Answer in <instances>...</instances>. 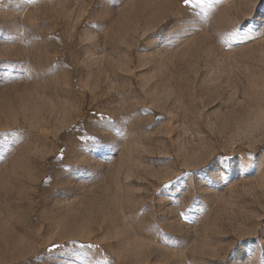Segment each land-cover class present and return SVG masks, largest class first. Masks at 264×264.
<instances>
[{
    "label": "rangeland",
    "instance_id": "374dc122",
    "mask_svg": "<svg viewBox=\"0 0 264 264\" xmlns=\"http://www.w3.org/2000/svg\"><path fill=\"white\" fill-rule=\"evenodd\" d=\"M112 2L0 0V61L24 65L0 72V133L24 131L0 146V264H81L72 241L111 264H262L264 0H222L175 48L183 0Z\"/></svg>",
    "mask_w": 264,
    "mask_h": 264
},
{
    "label": "snow or ice",
    "instance_id": "6c2138e0",
    "mask_svg": "<svg viewBox=\"0 0 264 264\" xmlns=\"http://www.w3.org/2000/svg\"><path fill=\"white\" fill-rule=\"evenodd\" d=\"M39 3V0H26V4L35 5ZM185 6H190L191 8V16L192 19L188 21H184L181 24V27L178 31L170 35L166 38V46L175 48L183 39L188 36L194 34L196 31L201 30L202 25L208 22L209 13L220 3L222 0H183ZM107 4V0H97V7L101 10L105 8ZM113 7L118 6V0H113ZM92 27L96 28L99 31H103L104 25H92ZM248 27V26H245ZM19 37L9 35L4 38L5 42H15ZM230 38L234 41L238 42H246L254 39V34L252 30L248 32H243L242 29L237 30L233 29L230 33ZM54 68H59V65L53 66ZM24 65L23 62H13L10 60H2L0 61V72L4 73L5 79H7L9 70H20L23 71ZM48 72H45V75H48ZM147 111V110H142ZM99 119L104 121V127L110 131H112L117 138L123 137L125 133L121 131L120 128L116 127L115 122L110 118L100 116ZM24 139V131L23 130H14L11 132L0 133V146H3L6 151L10 150L9 146H18L23 142ZM86 140H92V144L89 146L90 150L95 151L96 147L99 145V141L95 140L91 137H85ZM226 160L229 158H225ZM77 174L81 175L83 178L87 179V173L77 170ZM191 173L183 172L180 176L175 177L173 181H170L169 184H176L178 189H183L187 186V177H189ZM169 184H165L164 188H168ZM178 206V201L176 202ZM198 210L200 212L206 211L202 205H199V201H194L193 209ZM179 215L184 218L186 221L196 222V218L189 214V212H181ZM152 231H154L157 237L160 239L162 243L170 246H177L178 241L165 234L160 228L159 225H153ZM61 245H53L46 251L51 254L54 253L56 249L61 248ZM93 244H84L78 241H72L70 249H66L65 251L71 256L77 258L81 264H111V261L100 260L99 258L94 259L95 248ZM261 252H264V246L260 248ZM264 264V262H262Z\"/></svg>",
    "mask_w": 264,
    "mask_h": 264
}]
</instances>
